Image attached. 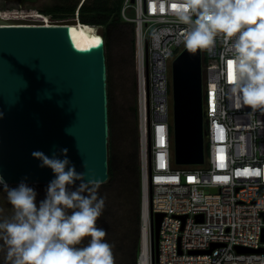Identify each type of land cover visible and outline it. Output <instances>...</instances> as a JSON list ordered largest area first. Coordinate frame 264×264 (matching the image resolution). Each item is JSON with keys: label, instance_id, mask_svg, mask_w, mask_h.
Wrapping results in <instances>:
<instances>
[{"label": "built area", "instance_id": "built-area-1", "mask_svg": "<svg viewBox=\"0 0 264 264\" xmlns=\"http://www.w3.org/2000/svg\"><path fill=\"white\" fill-rule=\"evenodd\" d=\"M82 1L75 10L79 20ZM43 13L29 19L57 23ZM122 14L136 21L138 31L139 128L147 150L141 163L142 239L151 233V192L153 212L164 213L155 264H264V252L237 251V245L264 246V114L250 116V106L238 109L235 97L225 95L222 74L231 54L222 38L214 52L205 50L206 162L180 166L173 155L171 68L183 48L185 26L157 11V0H125ZM214 243L220 245L208 251Z\"/></svg>", "mask_w": 264, "mask_h": 264}, {"label": "water", "instance_id": "water-1", "mask_svg": "<svg viewBox=\"0 0 264 264\" xmlns=\"http://www.w3.org/2000/svg\"><path fill=\"white\" fill-rule=\"evenodd\" d=\"M19 1L20 6L11 8L21 9L25 0ZM7 8L0 0V9ZM28 20L0 16V111L4 112L0 172L9 183L25 177L29 183H48L55 173L48 166L40 167L32 152L40 149L51 156L63 147L77 170L85 173V180L103 183L110 177L105 37L93 26L95 39L77 42L72 26L80 22L77 17L74 22L56 24ZM204 59L205 51L192 54L182 48L172 61L173 155L180 166L206 162ZM151 148L150 135V171ZM150 206L151 264H155L164 213L153 212L152 192ZM197 218L203 219L202 215ZM218 245L214 243L208 251ZM237 251L264 252V246L237 245Z\"/></svg>", "mask_w": 264, "mask_h": 264}, {"label": "clouds", "instance_id": "clouds-1", "mask_svg": "<svg viewBox=\"0 0 264 264\" xmlns=\"http://www.w3.org/2000/svg\"><path fill=\"white\" fill-rule=\"evenodd\" d=\"M157 11L185 26L183 48L192 54L214 52L222 38L231 54L225 95L238 109L250 106V116L264 114V0H157ZM67 151L33 150L40 167L55 173L38 202L27 177L12 186L0 172V193L11 205L8 212L0 203V264H115L107 230L97 226L105 208L99 182L85 180Z\"/></svg>", "mask_w": 264, "mask_h": 264}, {"label": "rangeland", "instance_id": "rangeland-1", "mask_svg": "<svg viewBox=\"0 0 264 264\" xmlns=\"http://www.w3.org/2000/svg\"><path fill=\"white\" fill-rule=\"evenodd\" d=\"M80 1L81 0H30L24 4L23 8L44 9L49 6H53L57 2L68 4L70 6H78ZM95 27L99 32L103 34L107 33V29L105 27ZM130 33L131 26L128 25H122L120 28H112L111 32L108 33L109 45H106L107 63L110 64L111 67V90L113 96L112 109L115 120L114 151L118 152L121 159L126 160L127 162V157H129V155L136 150V137L138 130V143L142 163L143 145L139 128V118L135 117L136 115L134 110L135 104H137L139 108L138 31L136 50L133 49ZM145 36L147 37L148 35L145 33ZM109 150L111 152L110 147ZM123 170L126 171L125 168H123ZM129 177L128 172H126L125 176L122 177L118 168L114 179L109 177L107 181L99 183V193L101 196L105 197V208L102 215L97 220V226L106 229L107 235L105 239L111 243H118L119 247L129 243V239L131 240L132 237H134L137 228L135 223L136 195L130 187ZM141 182V200L143 208L144 184L142 167ZM9 184L16 186L18 183ZM44 184L46 185L34 186L38 192L37 202L40 199H43L46 195V187L48 183ZM0 203L5 205L8 212L11 211V205L8 204L3 193H0ZM110 226L112 227L109 228ZM142 241L143 239L141 234V251L138 259L139 264H141ZM86 242L87 241H85V243ZM123 252L124 248H121L118 251L114 249L115 264L123 263Z\"/></svg>", "mask_w": 264, "mask_h": 264}, {"label": "trees", "instance_id": "trees-1", "mask_svg": "<svg viewBox=\"0 0 264 264\" xmlns=\"http://www.w3.org/2000/svg\"><path fill=\"white\" fill-rule=\"evenodd\" d=\"M68 1V0H65ZM125 0H84L79 9L80 21L91 25V26H103L107 29V33L103 34L105 37L106 45H109L108 33L111 32L112 28L122 27V25L131 26V42L133 49L137 48V23L136 21L126 20L122 14V7ZM76 6H70L68 4H62L57 2L53 6L46 7L44 9H20L22 11H42L53 15L55 22H74L76 19L75 10ZM133 14V13H132ZM22 19L23 18H18ZM25 19V18H24ZM80 22V23H81ZM77 23V22H76ZM110 64H108V88H109V106H110V141L109 147V163H110V177L114 179L116 177L117 169L120 170V175L123 177L125 173H129V184L133 193L136 195V209H135V223L136 231L134 237L129 239L128 244L118 246V243L112 242L115 250L124 248L123 252V263L122 264H139V254L141 251V220H142V200H141V152L139 150V135L137 130V147L132 154L129 155L128 161L122 160L118 152L114 151V137H115V120L112 109L113 96L111 90V70ZM135 117L139 118V108L137 104L134 107ZM126 169V171L123 170ZM124 180V179H122ZM33 186H43L44 183L32 184ZM135 191V192H134ZM110 226L109 228H111ZM108 228V229H109ZM126 241V240H125ZM127 247V248H125Z\"/></svg>", "mask_w": 264, "mask_h": 264}, {"label": "bare ground", "instance_id": "bare-ground-1", "mask_svg": "<svg viewBox=\"0 0 264 264\" xmlns=\"http://www.w3.org/2000/svg\"><path fill=\"white\" fill-rule=\"evenodd\" d=\"M0 16H4L6 18H25L27 21L28 19L32 18H43L44 13L42 11H0ZM81 22V21H80ZM73 23V36L79 43L84 42H91L94 40V32L95 28L91 25L85 24L83 22ZM50 23V22H49ZM147 150H143L144 156V166H145V153ZM144 175H145V168H144ZM144 218L145 221H148V202L145 200L144 205ZM141 264H151V251H150V236L145 232L143 241H142V253H141Z\"/></svg>", "mask_w": 264, "mask_h": 264}, {"label": "flooded vegetation", "instance_id": "flooded-vegetation-1", "mask_svg": "<svg viewBox=\"0 0 264 264\" xmlns=\"http://www.w3.org/2000/svg\"><path fill=\"white\" fill-rule=\"evenodd\" d=\"M27 1H30V0L23 1L22 5L20 7L21 9H24L23 6H24V4ZM3 3H4V5H6V6L10 7V8L0 9V11H4V10L5 11H18V10H20V9H13V8H11V7H14V6H16V7L20 6V1L19 0H3Z\"/></svg>", "mask_w": 264, "mask_h": 264}, {"label": "snow or ice", "instance_id": "snow-or-ice-1", "mask_svg": "<svg viewBox=\"0 0 264 264\" xmlns=\"http://www.w3.org/2000/svg\"><path fill=\"white\" fill-rule=\"evenodd\" d=\"M96 39H97V42H99V37H97Z\"/></svg>", "mask_w": 264, "mask_h": 264}]
</instances>
